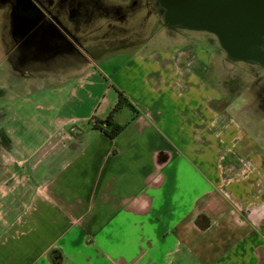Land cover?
Here are the masks:
<instances>
[{
    "label": "crops",
    "instance_id": "1",
    "mask_svg": "<svg viewBox=\"0 0 264 264\" xmlns=\"http://www.w3.org/2000/svg\"><path fill=\"white\" fill-rule=\"evenodd\" d=\"M156 33L143 49L95 37L84 59L38 71L67 90L63 106H79L95 84L83 78L126 59L101 73L135 108L115 112L127 126L113 138L99 126L116 92L104 116L94 107L24 130L17 152L29 174L7 190L28 195L21 208L16 197L0 207V264H264V116L244 129L235 101L215 105L222 94L206 79L203 51Z\"/></svg>",
    "mask_w": 264,
    "mask_h": 264
},
{
    "label": "rangeland",
    "instance_id": "2",
    "mask_svg": "<svg viewBox=\"0 0 264 264\" xmlns=\"http://www.w3.org/2000/svg\"><path fill=\"white\" fill-rule=\"evenodd\" d=\"M125 1V0H123ZM145 14L141 13L140 16ZM159 29L154 37L160 38L166 32H175L176 43L181 46H189L191 48H199L203 51L204 60L206 61V79L216 87L222 94L219 101L215 103L217 107L225 108L231 101L234 102L235 108H239L237 115L245 127H250V116H264V105L262 95H264V71L252 65L251 62L231 60L225 50L221 47L218 38L211 32L205 30H194L186 28L169 29L165 26L161 27L162 20L158 14ZM140 21V20H138ZM132 35L127 33L119 35L120 38L126 39L130 45L129 49L145 48L143 42L146 38L153 34L152 31L145 30L143 26H136L132 30ZM131 32V31H129ZM141 44V45H140ZM9 35L2 24L0 10V132L4 135L5 140L0 138V207L6 209L13 204V208L22 207L23 197L28 195V192L23 191V185H19L18 192L13 193L7 190L14 182H23L29 174V170L23 168V154L18 153V146L21 147L23 140L21 136L24 130L32 128L38 131L42 127L40 121L43 116H74L87 112L90 108H94V116H104L102 109L108 103L110 94L117 93V85L114 82L107 83V76L104 74L112 73L115 69L121 67L124 59L118 56L110 58L107 63L103 64L99 75L86 76L82 81L95 82L94 86H88V89L93 93L84 95V102L79 103V106L73 105V102L63 106V99L68 97L67 90L60 92L57 84H49L55 81L54 74L51 78H46V75L38 73V70H25L17 72L13 67V62L9 59L8 48L10 47ZM157 46L154 41L149 44V47ZM57 69L60 67L68 68L65 65L57 63ZM61 65V66H60ZM62 68V69H63ZM22 71V70H21ZM102 72V73H101ZM47 74V73H46ZM106 75V74H105ZM59 76V74L57 75ZM72 75H67L65 82L73 81ZM110 87V91L105 92L106 88ZM263 93V94H262ZM82 97V96H80ZM261 98V99H260ZM238 103V106L236 105ZM50 104L54 106L50 107ZM93 106V107H92ZM90 111V110H89ZM129 112L128 109L123 111V116ZM107 115V114H106ZM8 135L10 137L9 145ZM246 145V141L239 143ZM248 145V144H247ZM12 149V150H10ZM20 164V165H19ZM35 178V176H34ZM28 186V184H26ZM16 190V191H17ZM25 193V194H24ZM2 195H5L2 197ZM22 198V199H21ZM4 219H7L6 212H3ZM1 218V214H0ZM4 219H0V226L5 225Z\"/></svg>",
    "mask_w": 264,
    "mask_h": 264
},
{
    "label": "flooded vegetation",
    "instance_id": "3",
    "mask_svg": "<svg viewBox=\"0 0 264 264\" xmlns=\"http://www.w3.org/2000/svg\"><path fill=\"white\" fill-rule=\"evenodd\" d=\"M0 10L11 44L9 59L17 72L24 74L64 58L84 59L93 53L88 43L95 37L124 43L126 39L119 35H132L136 26L152 31L153 36L160 28L158 14L161 27L183 28L165 23L164 8L158 0H0ZM252 65L264 71L263 65ZM0 138L5 140L1 132ZM9 139L8 135V145Z\"/></svg>",
    "mask_w": 264,
    "mask_h": 264
},
{
    "label": "water",
    "instance_id": "4",
    "mask_svg": "<svg viewBox=\"0 0 264 264\" xmlns=\"http://www.w3.org/2000/svg\"><path fill=\"white\" fill-rule=\"evenodd\" d=\"M168 26L213 33L234 61L264 66V0H158Z\"/></svg>",
    "mask_w": 264,
    "mask_h": 264
},
{
    "label": "trees",
    "instance_id": "5",
    "mask_svg": "<svg viewBox=\"0 0 264 264\" xmlns=\"http://www.w3.org/2000/svg\"><path fill=\"white\" fill-rule=\"evenodd\" d=\"M117 93H118L117 103L111 110L106 120L102 121L99 126V128L103 129L112 138L119 135L127 126V124H117L114 122L113 116L115 112L119 111L124 106H130L132 108H135L132 102H130L128 97H126L121 90L118 89Z\"/></svg>",
    "mask_w": 264,
    "mask_h": 264
}]
</instances>
